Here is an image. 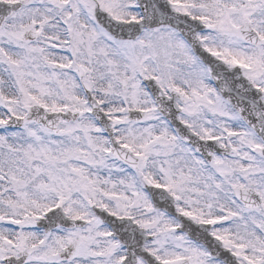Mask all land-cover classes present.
I'll list each match as a JSON object with an SVG mask.
<instances>
[{"label": "snow or ice", "instance_id": "snow-or-ice-1", "mask_svg": "<svg viewBox=\"0 0 264 264\" xmlns=\"http://www.w3.org/2000/svg\"><path fill=\"white\" fill-rule=\"evenodd\" d=\"M0 264H264V0H0Z\"/></svg>", "mask_w": 264, "mask_h": 264}]
</instances>
